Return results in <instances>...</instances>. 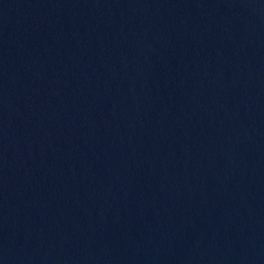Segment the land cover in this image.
Listing matches in <instances>:
<instances>
[{
	"label": "water",
	"instance_id": "water-1",
	"mask_svg": "<svg viewBox=\"0 0 264 264\" xmlns=\"http://www.w3.org/2000/svg\"><path fill=\"white\" fill-rule=\"evenodd\" d=\"M0 264H264V0H0Z\"/></svg>",
	"mask_w": 264,
	"mask_h": 264
}]
</instances>
